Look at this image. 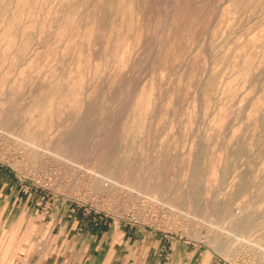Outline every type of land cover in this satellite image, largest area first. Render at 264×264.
<instances>
[{
    "label": "rangeland",
    "instance_id": "1",
    "mask_svg": "<svg viewBox=\"0 0 264 264\" xmlns=\"http://www.w3.org/2000/svg\"><path fill=\"white\" fill-rule=\"evenodd\" d=\"M10 195L0 264H264V0H0Z\"/></svg>",
    "mask_w": 264,
    "mask_h": 264
},
{
    "label": "crops",
    "instance_id": "2",
    "mask_svg": "<svg viewBox=\"0 0 264 264\" xmlns=\"http://www.w3.org/2000/svg\"><path fill=\"white\" fill-rule=\"evenodd\" d=\"M11 184V183H10ZM17 200H18V197L17 196H4L3 198H0V203L1 204H5L6 206H8L9 204L11 205V207L13 206H16V203H17ZM5 206V207H6ZM10 210H6L4 212H8L9 213ZM0 217H2V212L0 214ZM134 233V232H133ZM131 232V230L129 229H125V228H120V229H117L115 228L114 230H112L111 226H109V228L107 227H102V228H99V227H93V228H90L88 231H87V234L85 235L86 237L90 236L92 237L93 239V242L96 241V240H99V243L95 246V247H100V248H103L104 245L106 244V246H108V243L107 242V238L110 237L111 238V241L112 244L109 242V244L114 247V245L116 243H123L120 248H119V252H121L123 249L124 250H128V253L124 254L121 258H124V259H128L130 253H131V238L134 236ZM106 235L105 238H103L104 236L103 235ZM137 236H145V233L144 232H141V234L139 233ZM158 237H155V241L157 239V245H156V252H155V256H159V260L158 258H155L154 259V262H151L149 264H159L160 260L164 257L163 255L159 254V246L162 244V237H160V235L158 234L157 235ZM113 238H116V241L113 240ZM95 247H92V250L93 251L95 249ZM112 247H107V249L111 250L113 249ZM111 248V249H110ZM161 249V248H160ZM1 250V248H0ZM182 250H185V253H192V250L190 249L189 252H188V246H184L182 245ZM176 253V252H175ZM120 254V253H119ZM173 252L170 254L172 256ZM175 254H173L174 256ZM121 256V254H120ZM159 261V262H158ZM0 262H2L1 258H0ZM184 262H190V260H186ZM78 264H138V263H141V264H147L146 262H77Z\"/></svg>",
    "mask_w": 264,
    "mask_h": 264
},
{
    "label": "built area",
    "instance_id": "3",
    "mask_svg": "<svg viewBox=\"0 0 264 264\" xmlns=\"http://www.w3.org/2000/svg\"><path fill=\"white\" fill-rule=\"evenodd\" d=\"M176 235H177V233H176ZM178 236H179V238H182L183 236L185 237V238H187V236H188V234H178ZM189 237V236H188ZM170 244L167 246V249H171V246H172V244H171V242H169Z\"/></svg>",
    "mask_w": 264,
    "mask_h": 264
},
{
    "label": "bare ground",
    "instance_id": "4",
    "mask_svg": "<svg viewBox=\"0 0 264 264\" xmlns=\"http://www.w3.org/2000/svg\"><path fill=\"white\" fill-rule=\"evenodd\" d=\"M89 171H91V170H89Z\"/></svg>",
    "mask_w": 264,
    "mask_h": 264
}]
</instances>
